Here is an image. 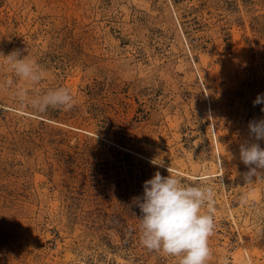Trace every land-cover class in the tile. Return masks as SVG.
I'll list each match as a JSON object with an SVG mask.
<instances>
[{"label":"rangeland","instance_id":"374dc122","mask_svg":"<svg viewBox=\"0 0 264 264\" xmlns=\"http://www.w3.org/2000/svg\"><path fill=\"white\" fill-rule=\"evenodd\" d=\"M17 49L44 77L0 62V264H179L132 203L167 168L215 186L209 264H264V178L239 160L264 118V0H0ZM60 87L69 111L16 95Z\"/></svg>","mask_w":264,"mask_h":264},{"label":"clouds","instance_id":"9594fccd","mask_svg":"<svg viewBox=\"0 0 264 264\" xmlns=\"http://www.w3.org/2000/svg\"><path fill=\"white\" fill-rule=\"evenodd\" d=\"M23 51L0 53V62L10 67L16 77L38 84L44 71ZM16 95L21 104L38 114L50 108L69 111L75 107V97L63 87L36 96L20 89ZM252 103L254 107L264 105V93L257 94ZM260 110L264 112V107ZM247 128L248 137L239 145V160L248 169L243 174L245 181L251 182L257 176L264 178V147L260 144L264 141V118L250 120ZM167 171V176L157 171L144 181L143 194L133 198V205L140 210L141 243L150 251L178 257L179 264H209L213 256L210 238L215 230L212 209L215 186L205 180L186 185L170 168Z\"/></svg>","mask_w":264,"mask_h":264}]
</instances>
